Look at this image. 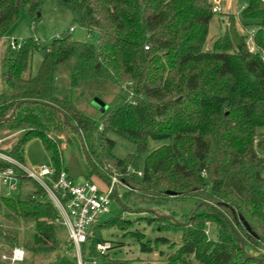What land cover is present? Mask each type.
<instances>
[{
  "label": "trees",
  "instance_id": "obj_1",
  "mask_svg": "<svg viewBox=\"0 0 264 264\" xmlns=\"http://www.w3.org/2000/svg\"><path fill=\"white\" fill-rule=\"evenodd\" d=\"M44 1L0 0V43L22 10L38 20ZM213 1L57 0L74 25L98 34L96 44L66 34L48 50L32 38L0 49V141H10L0 153L26 166L25 144L39 138L57 176L68 172L64 146L77 143L92 167L86 181L96 184L97 175L104 190L110 175L125 178L126 209L159 207L143 219L151 234L129 235L161 264H264V0H236L241 10L219 20L224 27L212 40L222 16ZM115 136L144 157L141 176L130 171L132 155L115 156ZM9 167L0 160V171ZM15 172L19 198L0 196L7 224L0 225V259L18 248L26 264H77L53 202ZM108 224L126 233L134 225L119 216ZM95 229L83 259L88 252L98 264H116L97 252L107 241Z\"/></svg>",
  "mask_w": 264,
  "mask_h": 264
},
{
  "label": "rangeland",
  "instance_id": "obj_2",
  "mask_svg": "<svg viewBox=\"0 0 264 264\" xmlns=\"http://www.w3.org/2000/svg\"><path fill=\"white\" fill-rule=\"evenodd\" d=\"M225 4L222 8V16L215 17V23L211 30V39L214 40L219 36L221 29L224 27L223 21L226 20L227 15L241 10L236 0H224ZM70 34L74 41L96 44L98 40V34L96 32L88 33L85 29L80 28L73 24L71 12L67 9L60 8L57 4V0H45L39 11L38 20L34 21L32 16L22 10L20 18L14 23V25L8 31V34L4 40L0 43V49L7 46L9 39H15L21 43L26 38H32L40 42L41 47L48 50L55 37L65 36ZM44 51L40 50L33 58L32 70L37 73L40 63L43 58ZM105 109L99 108L101 114L105 112ZM71 137V136H70ZM65 142V137H61ZM116 142L114 148V154L119 159H126L129 155H132L130 160V171L136 173L138 176L142 174L144 167V157L135 153L133 145L129 144L121 137H113ZM13 140V139H12ZM0 148L7 149L10 141H0ZM150 148L154 146L153 142H149ZM62 156L64 163L68 168L67 174L73 180L74 184L79 186L86 182L87 176L91 175L92 167L86 159L82 148L75 142L67 144L62 150ZM25 165L30 169L40 168L42 166L54 165L51 153L46 150L41 139L32 138L25 144L24 150ZM110 178H116L119 184L116 187V195L112 196L111 203L109 205V212L103 214L98 222L97 229H95V236L101 238L103 241H107L113 248L108 251L107 258L110 262L123 263V264H161L157 255L149 256L143 254L140 251L139 243L129 235V232L135 229L139 232L151 234V228L147 226L143 220L147 218L146 215H150V211H158L159 207L150 204H138L134 206L131 212L125 208V204H121L122 195L126 191H130V185L125 178H119L114 175H110ZM124 179V180H123ZM98 186L103 188L100 178L95 175L91 177ZM124 181V183L122 182ZM12 184V183H11ZM17 185V190L7 194L5 188L0 186V196H7L12 200L19 198L21 187L19 183H13ZM3 189V190H2ZM7 194V195H6ZM147 212V213H142ZM121 217L122 219H128L134 223L131 230L128 233L122 231L118 227L109 225L110 219L115 217ZM168 216V215H167ZM166 216V217H167ZM137 220V221H136ZM139 220V221H138ZM0 225L6 226V221L0 215ZM210 228L208 229V233ZM154 236V235H153ZM172 242H179V235L165 234ZM213 236V234H212ZM61 238V233H60ZM62 240V239H61ZM63 242L69 243V240L64 238ZM119 244L122 246L118 247ZM90 246V245H89ZM166 249V248H164ZM2 250V248H1ZM3 253H9L7 249L2 250ZM2 253V254H3ZM56 257V255L54 256ZM150 258V259H149ZM84 260L89 263V253L85 254ZM97 261V260H96ZM98 263H102V259L98 260ZM0 264H4L0 259ZM26 264V263H19Z\"/></svg>",
  "mask_w": 264,
  "mask_h": 264
},
{
  "label": "built area",
  "instance_id": "obj_3",
  "mask_svg": "<svg viewBox=\"0 0 264 264\" xmlns=\"http://www.w3.org/2000/svg\"><path fill=\"white\" fill-rule=\"evenodd\" d=\"M223 7L224 0H214L212 12L220 15L223 13ZM9 41L12 49L19 48L20 43L17 40L10 39ZM247 45L251 53L256 51L252 37ZM0 160L11 166L0 171L1 188H5L7 194L16 190V185L11 184V181H15L17 178L15 168L32 179L44 190L58 211L60 224L63 226L61 239L67 238L74 247L77 264H98L96 260L85 263L82 257V248L92 235L91 228L98 225L103 214L109 212L111 198L116 193V187L119 184L118 180L111 178L104 190L89 181L77 186L65 172H60L56 176L57 172L54 166L30 169L2 153H0ZM96 250L101 254H107L111 250V245L108 242L100 243L97 244ZM1 259L5 264L23 263L25 252L16 248L10 255H2Z\"/></svg>",
  "mask_w": 264,
  "mask_h": 264
},
{
  "label": "water",
  "instance_id": "obj_4",
  "mask_svg": "<svg viewBox=\"0 0 264 264\" xmlns=\"http://www.w3.org/2000/svg\"><path fill=\"white\" fill-rule=\"evenodd\" d=\"M17 108V107H16ZM15 111H16V109L13 111V113H12V115L15 113ZM11 118V117H10ZM10 118H8V120L10 119ZM7 120V121H8ZM87 161L89 162V159H88V157H87ZM172 195V194H171ZM113 196H116V193H114L113 194ZM173 196V195H172ZM152 211H150V213H151ZM142 213H147V212H142ZM166 218H169V219H171L172 221H174L175 223H177L178 224V222L176 221V220H174V218L173 217H171V216H167ZM245 226H246V228H247V230L248 231H250V229H249V227L245 224ZM239 239H240V241H241V238L239 237ZM242 250H243V252H244V249L242 248Z\"/></svg>",
  "mask_w": 264,
  "mask_h": 264
},
{
  "label": "bare ground",
  "instance_id": "obj_5",
  "mask_svg": "<svg viewBox=\"0 0 264 264\" xmlns=\"http://www.w3.org/2000/svg\"><path fill=\"white\" fill-rule=\"evenodd\" d=\"M117 196V195H116Z\"/></svg>",
  "mask_w": 264,
  "mask_h": 264
}]
</instances>
